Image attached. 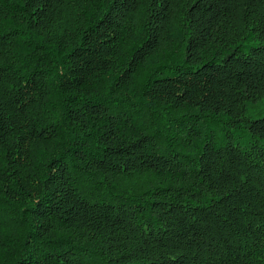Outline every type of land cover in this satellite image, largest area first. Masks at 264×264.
<instances>
[{
    "label": "trees",
    "instance_id": "1",
    "mask_svg": "<svg viewBox=\"0 0 264 264\" xmlns=\"http://www.w3.org/2000/svg\"><path fill=\"white\" fill-rule=\"evenodd\" d=\"M0 264H264V0H0Z\"/></svg>",
    "mask_w": 264,
    "mask_h": 264
}]
</instances>
